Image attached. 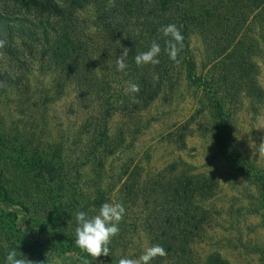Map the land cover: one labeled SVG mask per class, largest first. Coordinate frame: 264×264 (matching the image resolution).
<instances>
[{"label":"trees","instance_id":"trees-1","mask_svg":"<svg viewBox=\"0 0 264 264\" xmlns=\"http://www.w3.org/2000/svg\"><path fill=\"white\" fill-rule=\"evenodd\" d=\"M169 24H175L184 36L178 65L169 59L166 38L160 31ZM251 35L261 44H253V53L240 47L252 41ZM196 37L208 51L199 67L190 48V40ZM0 40L6 41L5 48L0 49L4 53L0 59V95L16 85V90L23 92V101L35 96L32 108L72 94L77 105L83 104L80 109L86 138L70 166L65 156L41 150L28 153V173L45 178L54 190H75L78 197L76 202L67 194L54 202L47 214L51 225L56 220L65 224L76 220L79 211L87 213L81 205L85 195L79 194L78 187L81 167H96L104 157L123 149L122 134L114 137L107 125L109 119L142 116L154 101H165L175 93L179 80L200 89L218 155L238 176L257 186L258 204L264 211V175L253 171L231 148L229 112L225 110L228 92L221 90V71H237L246 65H239L237 49L242 51V61L263 55L264 0H0ZM153 41L161 46L160 63L136 65L134 56L147 51ZM123 48L130 51L128 68L121 72L116 61ZM130 84L139 85L138 94L129 92ZM243 86L245 96L249 88ZM133 98L138 102L133 103ZM127 128L125 134L129 128L140 127ZM1 137L0 131V154L7 145ZM125 173L114 176L122 190L113 202L123 205L137 195L146 214L139 217L134 228L139 227L148 247L160 245L167 252L166 257H157L151 264H228L215 251L202 257L193 251L213 220L212 206L204 203L213 192L212 183L184 171L172 182L155 181L134 191L132 184L126 186L129 177ZM48 189L46 193L51 192ZM96 190L92 204L101 206ZM6 208L0 193V209ZM58 226L52 231L58 238L56 247L91 258L75 245L76 227ZM119 227H123L122 221ZM119 229L109 246V256L98 258L99 264H118L121 258H130L125 255L127 231Z\"/></svg>","mask_w":264,"mask_h":264},{"label":"rangeland","instance_id":"rangeland-1","mask_svg":"<svg viewBox=\"0 0 264 264\" xmlns=\"http://www.w3.org/2000/svg\"><path fill=\"white\" fill-rule=\"evenodd\" d=\"M256 38L240 45L241 49L253 53V44L261 46ZM190 48L196 66H201L204 53L208 52L206 47L196 37L190 40ZM241 53L237 49L238 63L246 65L237 67V71L229 68L221 71L224 75L221 90L228 92L225 110L229 112L230 145L246 165L264 175V152L259 149L264 143V51L263 55L244 61ZM215 72H220L219 68ZM243 85L249 88L245 96L241 93ZM24 98L16 85L0 95L1 138L7 143L0 154V193L8 204V208L0 209V264H5L11 250L18 257L23 254L32 264H83L85 259L99 264V259L80 257L54 244L58 239L52 233L56 225L75 228L77 222L65 224L56 220L51 225L48 211L67 194L77 202L75 190L69 193L54 190L45 178L27 171L28 153L34 150L65 156L69 166L72 164L86 138L80 109L83 104L77 105L72 94L45 107L32 108L35 96L28 101H23ZM201 103L200 89L179 80L175 93L165 101H154L142 116L129 120L112 116L107 125L114 137L122 134L123 149L104 157L96 167H81L78 187H81L79 194L85 195L81 197L85 200L81 205L88 216L98 214L101 206L92 204L96 189L100 204L114 203L116 194L122 190L114 176L121 171H126L125 177H129L126 186L132 184L134 191L155 181L172 182L184 171L190 176L200 175V179L214 186L204 201L212 206L213 220L193 251L199 257L215 251L228 264H264V211L258 204V188L238 176L218 155L209 129L211 121ZM125 127L129 128L128 134ZM48 188L50 193H46ZM137 200L134 194L127 203L123 202L126 210L123 227H119L127 231L125 255L130 258H138L148 248L139 227L134 228L141 220L139 217L146 214Z\"/></svg>","mask_w":264,"mask_h":264},{"label":"clouds","instance_id":"clouds-1","mask_svg":"<svg viewBox=\"0 0 264 264\" xmlns=\"http://www.w3.org/2000/svg\"><path fill=\"white\" fill-rule=\"evenodd\" d=\"M111 2V0H110ZM165 39V51L169 59L177 65L180 63L178 56L184 49V36L175 24H169L160 29ZM6 46L5 40H0V49ZM129 49L123 48L116 64L118 71H125L128 68L127 59ZM161 53V46L153 41L147 51L138 53L134 56L136 65H158V57ZM4 53L0 51V59ZM129 92L138 94L140 91L138 84H130ZM138 102L133 98V103ZM261 152H264V143L259 146ZM125 215V208L120 203H103L98 214L88 216L85 212L79 211L76 214L77 227L75 228V245L84 253L92 258V261L102 256H109L110 244L114 237L119 234V224ZM166 250L160 245L148 247L138 258H121L118 264H151L157 257H166ZM5 264H32L23 254L18 257L15 250L8 252L5 258ZM83 264H91L87 259Z\"/></svg>","mask_w":264,"mask_h":264}]
</instances>
